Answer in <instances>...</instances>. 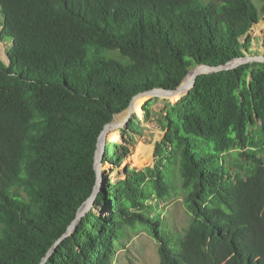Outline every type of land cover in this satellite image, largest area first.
Segmentation results:
<instances>
[{
    "label": "trees",
    "instance_id": "1",
    "mask_svg": "<svg viewBox=\"0 0 264 264\" xmlns=\"http://www.w3.org/2000/svg\"><path fill=\"white\" fill-rule=\"evenodd\" d=\"M261 17L264 0H0L12 39L0 59V264H40L93 192L104 124L134 95L259 53L248 31ZM159 121L153 166L105 181L44 264H119L121 238L140 231L159 242V264H264V61L200 74ZM118 148L106 143L103 162ZM176 175L181 229L159 209Z\"/></svg>",
    "mask_w": 264,
    "mask_h": 264
},
{
    "label": "rangeland",
    "instance_id": "2",
    "mask_svg": "<svg viewBox=\"0 0 264 264\" xmlns=\"http://www.w3.org/2000/svg\"><path fill=\"white\" fill-rule=\"evenodd\" d=\"M248 35L252 38L251 49L259 52L257 54L254 53L253 55L261 54V37L264 35L263 17H261L257 23L252 25L251 29L248 31ZM1 44H3L5 49H9L11 41L4 40ZM240 61L241 60L231 61L230 64H236ZM169 95L160 94V96H140L144 99L140 104L141 114L134 111L136 114L133 113V116L129 117L125 123L123 122L124 124H119H122L123 127L115 128L108 132L104 138V147L106 143L108 144L112 140H117L127 149L118 148L119 153L123 156L119 161L111 158H106L107 161L105 162H103V159L101 160L99 171L103 181L100 186L104 183V177L110 181H116V179L122 178L126 167H137L141 169L145 166H153L156 148L161 142V138L164 134V129L161 126L159 118L165 112L168 102L171 103L172 101H175L181 94L179 96L176 95L175 97H173L174 95L172 94ZM145 108H148L151 112L148 119H145V112L147 110ZM133 120L136 124V131H133L131 136L126 134L123 135L120 130L127 129V124ZM111 133H116L118 138H110L109 135ZM259 155L264 158V155L261 153H259ZM170 170L176 172V164H171ZM172 177L173 176L170 175L169 179ZM180 187L179 178L178 175H176L175 188L171 192V196L166 201H161L159 203V209L162 210L164 219L169 220V222L178 229L187 226L190 220L183 205V192ZM121 242L122 246L119 247L116 253L119 264H159V242L149 233L140 231L133 237L129 238L124 235L121 238Z\"/></svg>",
    "mask_w": 264,
    "mask_h": 264
},
{
    "label": "water",
    "instance_id": "3",
    "mask_svg": "<svg viewBox=\"0 0 264 264\" xmlns=\"http://www.w3.org/2000/svg\"><path fill=\"white\" fill-rule=\"evenodd\" d=\"M1 44V42H0ZM1 47L3 48L0 51V59L2 61H4L5 63H9V58H8V52L5 50L3 44H1ZM236 60H241L240 62L236 63V64H230L231 61H236ZM251 60H261L264 61V56L263 55H251V56H243V57H236L232 60H230L227 63L224 64H219V65H209V64H199L197 66H194L193 68L189 69V71L186 73L185 77L180 81V83L172 89H168V88H163V87H154L152 89H148L145 91H141L139 93H137L136 95H134L128 106L123 109L122 111H120L119 113H116L113 115V118L106 122L104 124V127L98 137V144H97V149H96V156H95V162H94V169L96 172V182L94 184V188H93V192L91 194V196H89L82 204L81 206L78 208L75 218L73 219V221L68 225V227L66 228L65 232L55 241V243L51 246V248L48 250L46 256L43 258V260L40 262V264H44L45 260L47 259V257L51 254V252L53 251V249L55 248V246L64 238L66 237L71 231L74 230L75 226L77 225V223L80 221L81 217L92 207L93 205V201L95 199V196L99 190L100 184L102 183L103 179L101 177V173L99 171V166L101 164V160L104 157V138L106 137V135L108 134V132H110L111 130H114L115 128H121L123 127L122 124L121 125H117L116 124V116L123 114L126 110L130 109L133 102L135 101V99L137 97L140 96H160V94H172L175 95L178 92H181L182 90V84L183 81L186 79L187 75L193 71V77L191 80V83L189 85L188 88L185 89L184 93L181 94V96H179L175 101H172L171 103H175L177 102L182 96L186 95L190 89L194 86L197 77L200 74H205V73H212V72H218L221 70H228L231 68H234L235 66H237V64L239 65L242 63H246L248 61ZM170 96V95H169ZM171 97V96H170ZM174 97V96H173ZM130 117V116H129ZM129 117L127 119H125V121H123L124 123L129 119ZM123 123V124H124ZM108 179L104 177V182L107 181Z\"/></svg>",
    "mask_w": 264,
    "mask_h": 264
},
{
    "label": "bare ground",
    "instance_id": "4",
    "mask_svg": "<svg viewBox=\"0 0 264 264\" xmlns=\"http://www.w3.org/2000/svg\"><path fill=\"white\" fill-rule=\"evenodd\" d=\"M1 44H0V51H1ZM3 49V48H2ZM193 71H191L186 79L183 81L182 84V90L181 92H178L174 95V97L177 95L179 96L180 94L184 93L185 89L189 87L192 77H193ZM181 96V95H180ZM145 97V96H144ZM144 99H142V97H137L135 99V101L133 102L132 106L130 109L126 110L123 114H121L120 116H116V124L119 125L120 123H123V121H125V119H127L129 116H133V112L137 111L139 114H141V110H140V104L143 102Z\"/></svg>",
    "mask_w": 264,
    "mask_h": 264
},
{
    "label": "clouds",
    "instance_id": "5",
    "mask_svg": "<svg viewBox=\"0 0 264 264\" xmlns=\"http://www.w3.org/2000/svg\"><path fill=\"white\" fill-rule=\"evenodd\" d=\"M0 40H1V42L4 41V40H8V41H11V43H12V39L11 40L10 39H1V37H0ZM5 50L8 52L9 49L6 48ZM8 58H9V54H8ZM9 62H10V60H9ZM5 64L8 65L9 63H5Z\"/></svg>",
    "mask_w": 264,
    "mask_h": 264
}]
</instances>
